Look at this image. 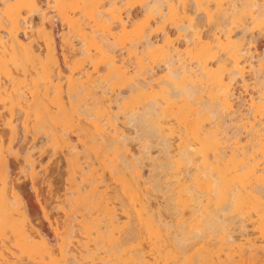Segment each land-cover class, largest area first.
<instances>
[{"label":"bare ground","instance_id":"obj_1","mask_svg":"<svg viewBox=\"0 0 264 264\" xmlns=\"http://www.w3.org/2000/svg\"><path fill=\"white\" fill-rule=\"evenodd\" d=\"M263 38L264 0H0V264H264ZM15 122L64 156L61 225Z\"/></svg>","mask_w":264,"mask_h":264},{"label":"rangeland","instance_id":"obj_2","mask_svg":"<svg viewBox=\"0 0 264 264\" xmlns=\"http://www.w3.org/2000/svg\"><path fill=\"white\" fill-rule=\"evenodd\" d=\"M134 17H133V16ZM141 18L143 17V11L140 8H135L130 14L129 19L133 18ZM137 18V19H138ZM204 23V28L201 31V35L205 36L207 35V31L211 26H208ZM169 23H165V28L170 31L171 34L175 33L173 30V27ZM207 27V28H206ZM161 36H158L159 39ZM263 42V43H262ZM261 44L263 45L264 50V38L262 40ZM261 45V46H262ZM184 47V46H183ZM182 47V48H183ZM183 50V49H182ZM126 62H128V66L134 67V61L132 59H129V57H125ZM129 59V60H128ZM160 65V66H159ZM162 64H157V66H154V73H158L159 75L163 74L164 68L161 66ZM158 67V68H157ZM160 68V69H159ZM236 93L243 92V89L240 87L235 88ZM242 90V91H241ZM246 96V97H245ZM246 100H248L247 95H243ZM18 118V116L16 117ZM15 125L17 126V137H15V140L13 142L14 151L17 153L15 156H10L8 158L9 163V170H11V177L13 186L16 188V190H19L23 193L29 194L33 198V202L35 207H37V210L34 211L30 217V220L35 226L40 225V223L43 222V218L39 212V206L38 203H45L48 204V214L50 217V220L52 222L58 223L61 225L64 222V218L62 216V213L60 210L56 209V204L59 203L62 205L64 204L65 200L68 198L67 192H68V186L66 183V175H65V164H64V156L57 152L54 153L50 150V148L46 145V140L44 136L42 135H31V133H24L22 132L20 128V122H15ZM126 131H130V127L126 128ZM246 130H243L240 137L244 139L246 137ZM3 135V139H7V135H5L4 132H1ZM133 152H137L139 144L137 142H133L132 144ZM151 151L153 152V155H158L157 149L152 148ZM29 152L31 154L32 160L34 162V166L36 169V185H35V192L33 193L31 191V183L26 176V172L23 171L22 167V156L24 153ZM22 155V156H21ZM10 161V162H9ZM145 165H143V175L146 180L151 181L152 178H154L157 174L156 172H152L149 168V163L144 162ZM11 168V169H10ZM150 170V171H149ZM150 173V174H149ZM152 177V178H151ZM149 178V179H148ZM151 178V179H150ZM21 179V180H20ZM38 183V184H37ZM35 194V195H34ZM160 196H155V198L152 200L153 205L160 206L161 212L163 216L166 218L169 217L172 213V209L170 207H164L165 203ZM117 202L115 201V204ZM162 203V204H161ZM61 205V207H62ZM118 205H115L117 207ZM119 207V206H118ZM117 209V208H116ZM115 209V210H116ZM170 209V210H169ZM56 210V211H55ZM172 210V211H171ZM38 211V212H37ZM119 214V215H118ZM117 218L122 222L125 221V218L120 210L116 211ZM41 216V217H40ZM122 216V217H121ZM166 218V219H167ZM171 218V216L169 217ZM167 220H170V219ZM76 223H74L75 225ZM124 232H126L124 230ZM123 232V234H124ZM191 234V232H190ZM75 235L77 236L76 241H79L82 237L80 231L76 228ZM125 236V235H124ZM123 236V237H124ZM143 236V235H142ZM143 247H146L147 245V237H143ZM146 239V240H145ZM209 241V240H208ZM80 242V241H79ZM79 245L75 244L73 246L74 252L76 256L79 258V252L81 251V243ZM194 247L188 251V256H196L198 251H202L201 247L203 248V241H194ZM199 244V246H197ZM201 245V246H200ZM200 247V249H199ZM198 249V250H197ZM237 255V254H235ZM252 260L244 259L242 262H236L237 264H258L255 262H251ZM235 263V264H236Z\"/></svg>","mask_w":264,"mask_h":264}]
</instances>
